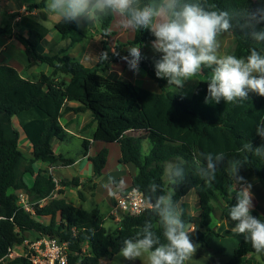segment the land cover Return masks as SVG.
<instances>
[{
    "label": "trees",
    "instance_id": "trees-1",
    "mask_svg": "<svg viewBox=\"0 0 264 264\" xmlns=\"http://www.w3.org/2000/svg\"><path fill=\"white\" fill-rule=\"evenodd\" d=\"M199 2L209 10H224L229 13L243 7L251 9L261 6L256 0H189ZM47 0L33 3L28 8L44 9ZM115 16H107L98 21L99 34L110 37V27ZM20 25L27 34H17V40L24 46L29 67L48 65L50 74L41 73L35 80L24 78L16 68L0 65V261H5L10 251L21 246L27 239L25 234L35 233L38 239L44 236L59 237L68 243L70 254L68 264H100L106 255L119 254L123 241L132 238L140 231L146 221H151L154 231L162 236L159 217L149 209L138 215H125L120 227L108 233L104 224L106 216L99 207L92 210L80 209L65 198H54L45 205L40 201L51 197L55 192L64 194L58 186L79 187L78 178L71 181H56L53 175L42 168L37 169V162L63 166L75 163L73 159L56 154L53 141H65L68 131L61 123L64 113L87 112L96 123L93 141L82 142L84 156L92 163L93 178H100L107 164L108 148H103L97 155L90 156L92 142L119 143L122 157L121 164H133L137 169L132 179V187L149 195V185L159 186L157 194L174 192V200L180 202L192 190L200 200L199 216L187 213L183 219L196 231L191 239L196 244L211 248L210 244L222 235L212 227L214 203L221 199L226 203L219 205L220 219L231 223L229 210L236 203L232 181L228 176L230 162L240 159L245 162L241 168L248 170L264 188V158L250 152L239 151L251 142L253 146L264 143L255 130L254 123L264 118V103L256 93H249V98L242 102L205 103L207 82L200 80L191 97L174 91L156 93L132 82L110 78L111 65L124 61L128 47L140 45L142 48L155 37L150 30L134 32L132 39L117 41L112 48L104 41L102 53H108V59L99 58L96 65L88 67L70 56L67 49L60 54L42 53L40 46L45 38V29L34 19L22 16ZM264 28V24L258 26ZM10 27L0 25V40L10 36ZM56 29L63 39H70V47L80 43L87 35L82 27L75 23L56 24ZM236 40L234 55L243 57L255 47L264 54V43H257L242 29L237 20H233L230 31ZM101 53V54H102ZM118 53V54H116ZM139 68L143 69L161 86L166 79L157 78L154 59L143 56ZM203 73L210 72L207 67ZM69 77V79H68ZM77 101L81 105L72 107L68 102ZM19 126L32 145V155L27 156L20 147L21 133ZM138 133V135H134ZM148 139L151 148L147 154L142 151V142ZM225 154V162L217 169L216 179L207 185L193 164L198 153ZM179 159L184 164V179L173 184L164 180L166 161ZM33 177L31 185L26 177ZM20 191H26L31 206L27 209L20 203ZM83 199V193L80 192ZM51 217L49 224L40 217ZM204 229V230H201ZM36 240V239H35ZM85 246L87 249H85ZM257 254L251 243L243 237L230 260L224 264H245L243 258ZM264 264V253L259 254ZM12 264H33L27 257H16Z\"/></svg>",
    "mask_w": 264,
    "mask_h": 264
},
{
    "label": "clouds",
    "instance_id": "clouds-1",
    "mask_svg": "<svg viewBox=\"0 0 264 264\" xmlns=\"http://www.w3.org/2000/svg\"><path fill=\"white\" fill-rule=\"evenodd\" d=\"M46 7L59 22L75 23L77 27L83 21L93 24L107 16H116L123 30H150L155 37L151 47L161 54L154 63L157 78L181 89L203 68L210 69L205 103L221 100L239 103L247 100L250 92L264 97V54L255 47L243 57L220 54L219 39L233 29L235 19L254 41L264 43V28L258 27L264 24V6L243 7L229 13L209 10L189 0H47ZM127 51L128 55L122 59L130 71L139 74L143 59L140 45L130 46ZM100 58L107 60L108 53H102ZM254 126L256 134L264 140V118ZM239 151L264 158V143L254 147L248 142ZM224 162L223 152H209L198 153L193 164L196 174L211 185ZM243 164L244 161L236 159L228 167L236 195V203L229 210L231 221L236 222L231 231L243 235L255 252L261 254L264 253V220L252 215L253 186L239 174ZM164 174L170 183L177 184L184 179V164L170 163ZM158 188L155 183L149 185L146 207L159 217L163 240L154 231L152 222L146 221L134 237L123 241L119 255L129 261L144 258L143 264H186L199 247L191 239L196 229L183 219L184 209L174 200V192L157 194Z\"/></svg>",
    "mask_w": 264,
    "mask_h": 264
},
{
    "label": "rangeland",
    "instance_id": "rangeland-1",
    "mask_svg": "<svg viewBox=\"0 0 264 264\" xmlns=\"http://www.w3.org/2000/svg\"><path fill=\"white\" fill-rule=\"evenodd\" d=\"M18 1V2H17ZM42 0H25L26 4H27V10H30V8H28L30 5H32L33 3H39ZM258 1V3L261 6H264V0H256ZM15 2L20 5L19 0H15ZM26 10V11H27ZM35 10L34 13H31L33 17H35L34 19L37 21H40L44 24H46V26L48 27L47 29L50 31V33L48 34L47 38L42 42L41 46H40V51L42 53H52V54H60V52L64 49H67V53H69V50L71 48H73L74 46L70 47V42L68 40L63 39L59 33H57V35L55 34V32H53L54 28V24L55 22H58L57 18L55 16H52L48 13L47 7L42 9V10H38V9H33ZM12 12H7L4 13L2 15L3 17V21L5 22V24H8L9 22H12L13 20H11V18L13 17V19H15L16 17H19L22 15V13L24 12H20L19 9L13 8L11 10ZM43 12L45 14H43ZM47 15V17L45 16ZM89 24V23H87ZM90 26V25H89ZM94 26L92 25L89 29H91V31H87V37L84 38L80 43V45L77 46V48L74 50L76 53V56H78V58L80 59H84L86 58L88 61H86L88 64H93L94 61L96 62L97 60H99L101 53H102V48L104 45V41H108L109 46H111L112 48L116 45L117 41H122V42H126L129 39H132L134 34L132 31H127V30H122L120 29L119 26V19L118 17H116L113 25H112V29L113 31H117L120 32V34L118 35H114L111 36L107 39L104 38L103 36L99 37L97 35H100L99 32H96L95 28H93ZM93 29V30H92ZM95 32V33H94ZM17 34H22L18 32V30H10V36L9 37H5L3 40L0 41V57L1 56H5L7 55V59L10 61L14 58V53H15V60L18 62V65L20 64V61L22 63V66H18L20 68V70H23V65L25 66V62L27 61V56L25 54V51H20L22 50L24 47L23 45L17 40L16 35ZM50 34L53 36H50ZM54 34V35H53ZM220 42H221V48H220V54H232L234 55V43L232 40H229L228 38H225L224 36H220L219 37ZM5 45V46H4ZM99 51V53H98ZM149 53L153 56L154 54H156V52L153 49H149ZM6 57V56H5ZM23 59V60H22ZM85 59V60H86ZM8 61V62H9ZM97 64V63H96ZM47 73L50 74L51 73V69L48 65H42L39 67H35L33 70H31V74L30 77H33V79L37 80L41 73ZM142 73L147 74L143 69H140L139 75L140 77H148L147 75H143ZM210 72L203 74V72L199 73L197 77H194L193 80H189L186 81L184 83L183 88L181 89H177L175 86L173 85H168L166 88H162L160 86V84L156 83L154 80H151L149 77L148 79H141L138 82H134L137 83L141 86H143L144 88L151 90L153 92H161V89H165L168 91H181V94H183L186 97H191L192 96V89L197 85V83L200 80H206L207 77L209 76ZM108 75L110 77V75L112 77H114L115 79H119L121 78H132L134 77L133 75H136L133 71H130L129 68H125L123 69L122 67L114 64L111 65V68L108 72ZM111 78V77H110ZM133 79V78H132ZM263 103H264V97H262ZM65 114L63 115L62 122L63 124L66 126L67 130L72 131L74 134L78 135L79 137L81 136H85L87 134L88 138L89 135L93 133V123H92V118H90L91 120H88L83 124L82 120L80 119H72L70 121H68V119L65 117ZM90 115V114H89ZM89 119V118H87ZM81 121V122H80ZM17 128L19 129L20 133H21V144L20 147L22 148V150L24 151V153L27 156H31L32 155V149L30 148V143L24 139H26V136L24 134V132L22 131V129L17 126ZM71 136V137H70ZM68 136L66 139H68L67 142L65 143H61L58 140H56V142L54 143V148L56 150V153H64L62 154L63 157L67 158V159H73L75 160L76 157H80L82 156V140L78 139L77 137H75L73 134H71ZM29 143V144H28ZM68 145V146H66ZM98 149V146H94V148L92 149L93 152H95ZM110 150V157L108 158V163L106 165V169L103 172L102 177L99 179V187L98 190L96 191V194L94 197H90L84 201V202H80L79 205L80 207H84L88 210H91L95 207H100V209L102 210V212H104L106 215H108L109 211L112 208L111 205V201L113 196L116 193V187H118L121 179L123 181L124 186H128L129 182H130V178H129V173L126 171V167L121 166V164L118 163V161L116 160V155H117V150L116 147L114 145L109 147ZM92 153V152H91ZM145 153V152H144ZM57 166H63L61 162H57ZM55 165V164H53ZM50 166L49 164L45 165V168L42 169H46V167ZM83 166L84 168L82 169L81 165H70L67 166V168L61 169L59 172H62V175L64 177H68V172L73 175V176H84V178L86 179H90V176L93 174V166L91 163H88V161L85 160V162H83ZM36 167L37 169H39V163H36ZM64 167V166H63ZM246 170L245 168H241ZM119 177L121 179H119ZM256 178V177H255ZM70 181L72 179H74L73 177H69L67 178ZM26 181L28 183L33 182V177H31L30 175H28L26 177ZM93 180H88V193L89 188H90V184L93 185ZM260 184V182H259ZM70 188L69 190H73L74 195L77 197V199H81L80 198V194H79V190H77V188L75 186H71V187H67V189ZM72 188V189H71ZM86 189V190H87ZM191 199H194L191 198ZM52 199L49 198L48 200L45 201H40V205L42 204V206L46 203H49ZM25 203L27 205V207L30 209L31 203H30V197L29 195L27 196ZM192 204V212H196L194 209V202H190ZM99 205V206H97ZM197 213V212H196ZM199 213V212H198ZM43 223L45 224H49L51 222V217H44L43 219ZM217 225H218V229L224 233L225 235L228 236V224H226L224 221L222 220H218L217 221ZM105 228L107 229L108 233H113L115 232L119 227H120V221L116 220V217L114 215V212H111L110 215L107 216L105 224H104ZM28 243L30 244L32 241H34L35 239V234L33 233H27L25 234ZM29 244L26 245L25 243V247L29 248ZM85 249L86 246H85ZM25 251L27 252V250L25 249ZM20 253H24V249L21 248L19 250ZM114 257V256H113ZM111 257L110 255H106L104 256L103 259L107 260L106 262L103 260L101 261L100 264H143V260L144 258L140 259H136L133 261H129L124 259L122 256H120L119 254H117L114 258ZM191 260H195L196 264L199 263L198 261H203L202 257H199L198 255H194L193 258ZM188 261V264H192L191 262ZM200 264V263H199Z\"/></svg>",
    "mask_w": 264,
    "mask_h": 264
},
{
    "label": "crops",
    "instance_id": "crops-1",
    "mask_svg": "<svg viewBox=\"0 0 264 264\" xmlns=\"http://www.w3.org/2000/svg\"><path fill=\"white\" fill-rule=\"evenodd\" d=\"M18 2V1H17ZM19 3H20V5H18L16 2H15V0H0V25H2V26H8V27H10L9 29L10 30H18V32L19 33H21L22 32V34L23 35H26L27 34V30L24 28V27H22V25H20V19H21V17L22 16H27V17H29V18H32V19H34L35 17H33L32 16V14L31 13H34L35 12V10H32V11H28L27 10V4H26V2H25V0H19ZM18 8L19 9V11L20 12H23V10H24V12L22 13V15L21 16H19V17H16L15 19H13V17L11 18V20H13L12 22H9L8 24H5V22L3 21L4 19H3V17H2V15L4 14V13H6V11L7 12H12L11 10L13 9V8ZM27 10V11H26ZM38 10H42V9H38ZM43 14H45L44 12H43ZM46 17H47V15H45ZM48 18V17H47ZM115 19H116V16L114 17V21H115ZM35 20V19H34ZM37 21V20H36ZM114 21L112 22V24H111V27H110V34H111V36H114V35H118V34H120V32H117V31H113V29H112V25H113V23H114ZM44 29H45V31H46V35H45V38L43 39V41L47 38V36H48V34L50 33V31L47 29L48 27L46 26V24H44V23H42V22H40V21H37ZM59 22V21H58ZM58 22H55V24L53 25L54 26V28H52L53 29V32H55V34L57 35V33H58V30L56 29V24L58 23ZM87 23H89V24H87ZM90 25V26H89ZM94 26L93 28H95V30H96V32H99V29H98V27H99V25H98V23L97 22H95V23H93V24H91V22H87V21H83L82 23H81V27H82V29L84 30V33L87 35V31H91V29H89L91 26ZM89 27V28H88ZM120 29H121V27H120ZM93 30V29H92ZM122 30V29H121ZM57 32V33H56ZM95 33V32H94ZM133 34H134V32H133ZM54 35V34H53ZM50 36H52L51 34H50ZM97 36H101L102 37V35H97ZM222 36H224L225 38H228L229 40H232L233 41V43H234V45H235V47H234V50H233V52H235V48H236V40H235V37L233 36V34L231 33V32H228V33H224V34H222ZM53 37V36H52ZM1 40H3V39H1ZM0 40V41H1ZM65 40H68L69 42H70V39H68V38H66ZM130 40V39H129ZM42 41V42H43ZM128 41V40H127ZM42 44V43H41ZM78 45H80V44H77L76 46H74L73 48H71L70 50H69V55L70 56H72V57H74V58H76L77 60H79V61H81L84 65H86V66H88V67H92V66H94V65H96V63L98 62V60L95 62L94 61V63L93 64H88L86 61H88L86 58H84V59H80V58H78V56H76V53H75V49L77 48V46ZM5 46V45H4ZM1 47V46H0ZM24 47V46H23ZM149 49H152V47H151V43H149V44H146L143 48H142V51H141V53H142V55L143 56H145V57H147V58H150V59H154L156 56H159V55H161V54H159V53H156V54H154L153 56L149 53ZM20 51H25V48H23L22 50H20ZM98 53H99V51H98ZM52 54V53H51ZM6 56V57H5ZM5 56H1L0 57V65L1 64H5V65H10V66H12V67H14V68H16L17 70H18V72L24 77V78H30V75H32L30 72H31V70H33L35 67H39V66H34V67H29V62H28V58H27V61L25 62V66L23 65V70H20V68L18 67L19 65L20 66H22V63H21V61H20V64L18 65V62L15 60V53H14V58L12 59V60H8L7 59V55H5ZM86 59V60H85ZM23 60V59H22ZM9 61V62H8ZM114 64H116V65H118V66H120V67H122L123 69H125V68H127L128 67V65H127V63H126V61H120V62H118V63H114ZM114 64H112V65H114ZM141 69V68H140ZM47 74V73H46ZM143 75H147V74H145V73H142ZM203 74H205V73H203ZM139 74H136V75H133L134 77H132V78H119V79H122V80H125V81H129V82H132L133 84H136V85H139V84H137V83H134V82H138L139 80H140V78L141 79H148V77L151 79V80H153L149 75H147L148 77H140V76H138ZM110 77L111 78H114V77H112L111 75H110ZM33 78V77H32ZM68 79H69V77H68ZM156 82V81H155ZM157 83V82H156ZM159 84V83H158ZM139 86H141V85H139ZM161 86V85H160ZM168 86V83L167 84H164L163 86H161L162 88H166ZM141 87H143V86H141ZM196 87V86H195ZM195 87L192 89V91L194 92V90H195ZM144 88V87H143ZM151 91V90H150ZM163 91H168V90H163V89H161V92H156V93H162ZM174 92H178V93H181V91H174ZM193 92H192V94H193ZM67 105H69V106H72V107H77V106H80L81 104L79 103V102H77V101H71V102H68L67 103ZM90 114V115H89ZM65 117L68 119V121H70V120H72V119H81L82 120V123L81 124H83L84 125V123L86 122V121H88V120H91L90 118H92V115H91V113L89 112V111H87V112H80V113H74V112H68V113H66L65 114ZM87 118H89V119H87ZM81 122V121H80ZM61 123L63 124V122H62V119H61ZM64 125V124H63ZM95 129H96V123H93V133L92 134H90L89 135V138H88V136H87V134L85 135V136H81V137H79L78 135H76V134H74L72 131H70V130H67L68 131V139H69V136L71 135V134H73L75 137H77L78 139H80V140H82V142H83V140L84 139H89V140H91V141H93V139H92V137H93V134H94V132H95ZM134 135H138V133H135ZM71 137V136H70ZM68 139H66L65 141H63V142H61V141H59L60 143L59 144H61V143H65V142H67L68 141ZM24 140H26V139H24ZM27 141V140H26ZM56 142V140H54L53 141V146H54V143ZM29 144V143H28ZM31 145V144H30ZM112 145H114L115 147H116V150H117V155H116V160L118 161V163L119 164H121V162H120V159H121V157H122V153H121V147H120V144L119 143H117V142H115V143H107V142H100V141H97V142H92V144H91V147H90V151H89V154L88 155H90V156H95V155H97L103 148H108V150H109V147L110 146H112ZM66 146H68V145H66ZM94 146H98V149L95 151V152H93L92 151V149L94 148ZM30 148L32 149V145L30 146ZM83 148V147H82ZM150 148H151V143H150V141L148 140V139H144L143 140V142H142V151H143V153L145 152V154H147L148 152H149V150H150ZM54 150H55V148H54ZM92 152V153H91ZM55 153H56V150H55ZM56 154H58V153H56ZM59 154H64V153H59ZM110 157V150H109V155H108V158ZM65 158V157H64ZM85 160L86 161H88V163H91L89 160H88V157H86V156H84V153H83V150H82V156H80V157H76L75 158V163L73 164V165H81L82 166V169L84 168V166H83V162H85ZM180 162V160L179 159H170V160H168V161H166V163H165V167L168 165V164H170V163H179ZM39 163V168L41 169V168H45V165L46 164H49V163H44V162H38ZM107 163H108V159H107ZM57 164L58 163H55V165H53V164H49L50 166H48V167H46V169H43V170H45V171H47L48 172V174H51V175H53V177L55 178V180L56 181H70L69 179H67V178H69V177H73V178H78L79 179V182L80 183H82V185L81 186H79V187H76L77 188V190H79V194H80V192H82L83 193V196H84V198L83 199H77V197L74 195V192H73V190H69L70 188H68L67 189V187H71V185L70 186H66V187H62L61 185H59L58 186V190L59 189H64V194H59L58 192H55L51 197H49V198H51L52 200L54 199V198H65L69 203H71L72 205H74V206H76V207H78V208H80V209H84V210H88V209H86V208H82V207H80V205H79V203L80 202H84V201H86L88 198H89V196L90 197H94L95 196V194H96V191L98 190V187H99V179L102 177H100V178H97V179H95V178H93V175H94V171H93V174L90 176V179L88 178V179H86V178H84V176H81V175H79V176H73V175H71L69 172H68V177H64L63 175H62V172H59L61 169H64V168H67V166H57ZM92 164V163H91ZM107 165V164H106ZM72 166V165H71ZM121 166H123V167H126V171L129 173V178H130V182H129V185L128 186H124V184H123V181H122V179L119 177V179H121V181H120V183L118 184L119 186L118 187H116L115 186V188H116V193H115V195L113 196V198H112V201H111V205H112V208H111V210L109 211V213H108V215H110L111 214V212H114V203H115V201H116V198H117V196L118 195H120V194H122V193H124V192H127V191H129L130 189H132L133 187H132V179H133V177L136 175V173H137V169H136V167H135V165H133V164H127V165H125V164H121ZM105 169H106V166H105V168H104V170H103V172L105 171ZM239 174L240 175H242L248 182H250L251 184H252V192H253V204H254V210H253V212H252V215H254V216H257L258 218H261L262 220H264V188L262 187V185H261V183L259 184V181L257 180V178H255V177H253V176H250V174H249V172H248V170H244V169H241L240 168V172H239ZM103 175V174H102ZM73 180V179H72ZM88 180H93L92 182H93V185L92 184H90V188H89V193H88V189H87V187H88V183H87V181ZM164 180L166 181V182H170L169 180H168V178L165 176V174H164ZM29 185H31L32 184V182L31 183H28ZM73 187V186H72ZM72 189V188H71ZM87 189V190H86ZM29 194H28V192H26V191H20L19 192V196H20V198L22 199V202H24L25 203V200H26V198H27V196H28ZM194 197V199H191V198H193ZM49 198H47V199H44L43 201H45V200H48ZM190 202H194V209H195V211L197 212H192V209H193V207H192V204L190 203ZM180 206L182 205V204H185L186 205V207H187V213L188 214H190V215H195V216H199L200 215V213H201V208H200V200H199V197H198V195L196 194V192H195V190H192L190 193H188L185 197H183L181 200H180ZM26 204V203H25ZM47 204V203H46ZM226 203L221 199L220 201H218V202H216V203H214V205L216 206V213H214L213 214V221H212V227L215 229V231H217L218 233H220L222 236L221 237H216V238H214L213 240H212V242H211V244H210V247L211 248H206L205 246H203L202 244H198L199 245V247H198V249H197V252L194 254V255H198L199 257H202V259H203V261H198L200 264H224V263H226L228 260H230L231 258H232V256H233V254H234V252H235V249L237 248V246L240 244V242L242 241V239H243V235H237V234H235V233H233L232 231H231V229H232V227H234L235 226V224L234 223H231V222H228V221H226V220H222V219H220V210H219V207H217V206H219V205H225ZM42 205V204H41ZM45 205V204H44ZM97 206H99V205H97ZM100 208V207H99ZM94 209V208H93ZM92 210V209H91ZM101 210V209H100ZM90 211V210H89ZM101 212H102V210H101ZM199 212V213H198ZM105 216H106V218H107V216L108 215H106L104 212H102ZM48 217V216H47ZM50 217V216H49ZM44 217H40L39 219L41 220V221H43L42 219H43ZM218 220H222V221H224L226 224H228V236L227 235H225L224 233H222L219 229H218V225H217V221ZM201 230H204V229H201ZM33 234H35V233H33ZM38 237V235L37 234H35V239H34V241H32L30 244H32V243H34V242H36V241H38V240H40L41 238H43V237H41V238H37ZM45 237V236H44ZM27 240V239H26ZM25 240V242L21 245V246H18V247H15V248H13V250H12V253L10 254V255H8V257H7V259L5 260V261H0V264H12L11 263V261L13 260V259H15L16 257H20V256H23V253H20L19 252V250L21 249V248H23L24 249V251H25V249H28V247L26 248L25 246L27 245V244H29L28 243V241H26ZM25 243H26V245H25ZM29 244V245H30ZM28 245V246H29ZM116 256V255H115ZM114 256V257H115ZM113 257V258H114ZM103 260V262L105 261H107V260H105V259H102ZM101 260V261H102ZM243 261H244V263L245 264H263V262H262V260H261V257H260V255L259 254H250V255H247V256H245L244 258H243ZM189 262H186V264H188ZM190 263H192V264H196V262H195V260H191V262ZM199 263H197V264H199Z\"/></svg>",
    "mask_w": 264,
    "mask_h": 264
},
{
    "label": "built area",
    "instance_id": "built-area-1",
    "mask_svg": "<svg viewBox=\"0 0 264 264\" xmlns=\"http://www.w3.org/2000/svg\"><path fill=\"white\" fill-rule=\"evenodd\" d=\"M20 203L29 209L21 198ZM146 210V199L143 193L135 188L118 195L114 203L117 221H121L125 215H138ZM26 250L23 256L29 258L33 264H68V243L59 237L45 236L30 244Z\"/></svg>",
    "mask_w": 264,
    "mask_h": 264
}]
</instances>
